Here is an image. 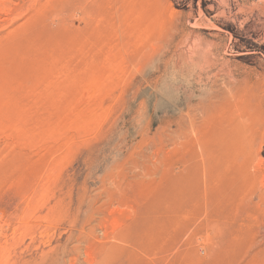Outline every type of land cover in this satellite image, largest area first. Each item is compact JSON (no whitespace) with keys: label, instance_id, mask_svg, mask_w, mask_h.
I'll return each mask as SVG.
<instances>
[{"label":"rangeland","instance_id":"1","mask_svg":"<svg viewBox=\"0 0 264 264\" xmlns=\"http://www.w3.org/2000/svg\"><path fill=\"white\" fill-rule=\"evenodd\" d=\"M4 2L0 264H264V0Z\"/></svg>","mask_w":264,"mask_h":264},{"label":"bare ground","instance_id":"2","mask_svg":"<svg viewBox=\"0 0 264 264\" xmlns=\"http://www.w3.org/2000/svg\"><path fill=\"white\" fill-rule=\"evenodd\" d=\"M5 0H0V14H4V13H9V11H11L12 10V8H10L9 6H6L5 5V2H4ZM9 2V1H8ZM13 2V1H12ZM15 2V1H14ZM18 3V2H17ZM6 13V14H7ZM2 20H3V18H2ZM5 39V38H4ZM2 39L0 38V49H1V47H3L2 46ZM4 50V49H3ZM1 51V50H0ZM0 55H1V53H0ZM0 58H1V56H0Z\"/></svg>","mask_w":264,"mask_h":264}]
</instances>
